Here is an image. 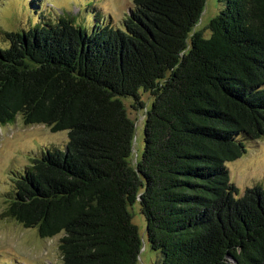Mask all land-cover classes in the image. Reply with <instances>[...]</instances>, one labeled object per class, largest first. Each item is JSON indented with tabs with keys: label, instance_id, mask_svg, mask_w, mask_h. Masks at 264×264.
I'll return each instance as SVG.
<instances>
[{
	"label": "trees",
	"instance_id": "16d2710c",
	"mask_svg": "<svg viewBox=\"0 0 264 264\" xmlns=\"http://www.w3.org/2000/svg\"><path fill=\"white\" fill-rule=\"evenodd\" d=\"M124 29L73 19L2 32L0 127L68 131L62 150L14 175L5 216L42 239L63 234L62 264H138L139 201L161 264H264V188L239 198L227 163L264 137V0H132ZM147 108L145 145L125 101ZM140 197V199H139ZM139 199V200H138Z\"/></svg>",
	"mask_w": 264,
	"mask_h": 264
},
{
	"label": "rangeland",
	"instance_id": "374dc122",
	"mask_svg": "<svg viewBox=\"0 0 264 264\" xmlns=\"http://www.w3.org/2000/svg\"><path fill=\"white\" fill-rule=\"evenodd\" d=\"M133 8L132 0H0V49L10 46L2 36L3 31L21 33L35 26L40 19L57 23L66 16L89 34L95 26L112 25L123 30V22ZM221 11L218 0H206L201 20L194 31L209 38L211 32L208 26ZM142 98L145 108L139 111L132 108L131 101H125L129 116L136 125L131 157L134 166L144 151L146 112L154 102L150 93H143ZM67 144L68 131L52 133L46 126H26L21 117H17L12 124L0 127V264H62L59 245L63 234L42 239L36 228H24L6 217L5 212L8 197L13 191L14 175H24L34 157H40L47 150L63 151ZM244 145L247 153L226 164L231 182L239 190V198L247 189L264 188V137ZM129 211L133 224L145 241L146 219L139 201L130 206ZM161 258V253L153 250L146 241L138 264H161Z\"/></svg>",
	"mask_w": 264,
	"mask_h": 264
},
{
	"label": "water",
	"instance_id": "95a60500",
	"mask_svg": "<svg viewBox=\"0 0 264 264\" xmlns=\"http://www.w3.org/2000/svg\"><path fill=\"white\" fill-rule=\"evenodd\" d=\"M131 13H132V12H130V14H129V15H131ZM143 243H144V246H143V249H144V247H145V241H144V239H143Z\"/></svg>",
	"mask_w": 264,
	"mask_h": 264
}]
</instances>
